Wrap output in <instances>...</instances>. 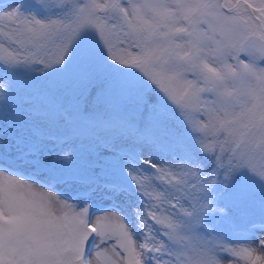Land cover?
I'll return each instance as SVG.
<instances>
[{
	"label": "snow or ice",
	"instance_id": "1",
	"mask_svg": "<svg viewBox=\"0 0 264 264\" xmlns=\"http://www.w3.org/2000/svg\"><path fill=\"white\" fill-rule=\"evenodd\" d=\"M0 264H264V0H0Z\"/></svg>",
	"mask_w": 264,
	"mask_h": 264
}]
</instances>
